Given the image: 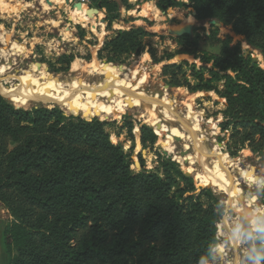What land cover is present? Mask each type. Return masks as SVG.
<instances>
[{"label": "trees", "instance_id": "obj_1", "mask_svg": "<svg viewBox=\"0 0 264 264\" xmlns=\"http://www.w3.org/2000/svg\"><path fill=\"white\" fill-rule=\"evenodd\" d=\"M92 1L106 11L109 26L120 20L122 7L131 8L129 0ZM156 1L163 10L185 7ZM190 1L200 23L216 21L235 35L223 36L216 25L209 36L195 29L176 40L175 52L159 57L146 42L154 35L134 27L106 40L99 58L124 64L148 49L155 64L192 57L200 66L188 60L164 66L167 84L225 100L220 126L232 156L244 147L261 153L264 70L243 43L264 58V0ZM60 61L68 69L75 56ZM158 139L152 128L141 129L144 150H153ZM139 160L137 173L132 157L97 119L66 117L58 108L15 109L0 94V208L9 213L3 232L8 264H206L218 244L219 197L212 189L199 191L178 163L161 154L153 170ZM257 247L264 251V230Z\"/></svg>", "mask_w": 264, "mask_h": 264}, {"label": "rangeland", "instance_id": "obj_2", "mask_svg": "<svg viewBox=\"0 0 264 264\" xmlns=\"http://www.w3.org/2000/svg\"><path fill=\"white\" fill-rule=\"evenodd\" d=\"M176 1L182 2L185 7L163 10L159 7L156 0H129L131 8L127 10L122 7L120 20L113 26H109L105 21L106 11L101 10L100 5L98 6L92 0H90V10L99 12L98 15L94 14L92 17H89L92 19L93 24L74 20L72 13L76 9V6L73 3L71 5L69 0H67V5H58L52 9H46L41 0H4L2 2V9H0V28L2 27L0 31H2L3 36L10 37V45L13 43L24 44L28 52L19 57L13 56L12 58H10V54L3 56L0 53V57L2 56L0 58V73L7 75L1 78L0 85L6 90L4 91L0 88V94L15 109L31 111L35 108H46L50 110L58 108L66 117L86 120L85 118L89 116L88 112L79 110L77 106L68 112L60 106H45L41 102L33 103L32 106L27 108H18L14 103V99L18 98L11 93L17 91L19 82L9 80L8 77L19 76L23 70H28L30 68L29 66L36 64L44 65L47 68L49 74L45 80L46 83L63 85L84 82V85H79V92H85L87 90L98 91L83 102V108L86 110L88 107H93V111L97 115L94 120L97 119L105 123V129L110 135L112 143L124 148L125 154L131 156L134 161L133 169L137 173H140L142 171L139 160L140 156L146 163V169L153 170L157 166L158 154L165 157L162 152L167 153L165 150L166 147L173 145L177 153L183 150L189 152L190 150L186 149L184 142L179 143L174 139L175 130L170 132L168 128L165 129L161 126L155 127L145 124V119H143L144 111L137 105L127 109L124 107L123 101L119 100L120 97L118 99V96H115L109 99L108 95L110 93L108 90L101 91L104 86L102 76L97 81L90 83L85 78L73 75V63L66 69V64L60 60H62L63 56H75V61L81 60L84 63L97 60L101 62L99 66L102 68L108 65H117L116 67L123 66L130 71L135 70V73H137L135 78L139 83L136 81L133 85L148 100H151L153 97L160 98L167 96L173 103V110L176 116L179 119L181 118L182 121L188 122L187 124L189 126V121L185 119L187 112L185 106L191 104L200 113L202 122L196 129L199 133L200 140L203 139V145L209 151L207 166L210 169L213 168V161H219L222 156L229 158L233 163L238 162V169L233 171L235 180L238 183L229 186L226 190L227 192H222L215 188H207L214 191L220 199L219 206H223L222 214L217 213L219 216L218 224L226 219H229L232 224L237 223V220H235L237 218V210L234 206L235 200L248 197L250 200L253 199L255 201L254 206L264 210V187H259L258 185L250 186L248 183L249 177H253V179L264 178V151L255 154L248 147H244L238 150L236 156H232L231 153L233 151L228 148V134L223 133L220 126L224 119L222 112L225 110L226 101L220 99L213 92L191 93L187 88H172L167 84V80L163 76V68L168 64L180 63L183 60H188L190 63H197L198 66H200V63L192 57L182 56L176 57L171 62L155 64L148 53L149 49L139 57L127 59L124 64H105L104 62H107V60H101L99 58V51L103 48L106 40L113 38L119 31H129L134 27L144 28L147 32L154 35V37L147 39L146 42L156 48L159 57H162L166 52L172 53L177 50L176 40L183 36L181 35L182 32L178 33V28L180 27L181 31L183 27H189V34L184 35L190 36L194 35L195 29H198L199 34L209 36L212 25L219 27L223 36L229 35L232 38V35H235L232 27L222 26L216 21L205 24L200 23L196 19V14L193 11V5L190 0ZM82 36H84L83 39H81ZM237 39L244 41L242 38ZM237 39L235 38V40ZM8 47L0 43V52ZM203 48L211 50L206 44ZM243 49L245 52H252L254 63L258 64L264 70V58L263 62L259 59L261 53L253 50L246 43H243ZM11 61L12 63L15 62L14 65L10 63ZM186 71L189 75V68ZM110 80L113 79L110 78ZM118 81L120 85L124 83L122 79H118ZM190 81L192 85H195L197 82L192 77H190ZM7 82L10 83L8 84ZM168 86L169 88H166ZM68 90L73 92L76 89ZM19 99L21 101H27V98L23 95ZM75 112H78L79 116H74ZM100 115H107V120H101ZM117 116H120V118H117ZM173 125L180 129L183 127L181 122H175ZM144 126L152 128L159 135V139L153 150H144L142 146L141 129ZM136 131L139 132L138 138ZM184 132L188 133L187 130ZM216 150H219L220 156L215 152ZM194 154V150H191L190 156L187 155L191 157L189 163H186L187 170L180 162L178 164L186 175L189 174V171H194V177L188 176L193 178L197 189L201 191L207 185L204 183L203 185L195 176L201 171L203 172L204 168L193 159ZM166 155L168 157V154ZM232 193L234 196L231 195ZM236 229H241V232L244 231L242 245L236 249L231 245L232 243L230 241L218 237V244L212 248V256L206 264H246V257L249 254V242H251V248L256 249V240L260 230L255 233L258 228L254 230L250 226L249 219H245L241 228ZM222 255H225L224 258H222ZM7 261L6 257V264Z\"/></svg>", "mask_w": 264, "mask_h": 264}, {"label": "bare ground", "instance_id": "obj_3", "mask_svg": "<svg viewBox=\"0 0 264 264\" xmlns=\"http://www.w3.org/2000/svg\"><path fill=\"white\" fill-rule=\"evenodd\" d=\"M2 2H4V0H0V9H2ZM41 2L43 6L46 7V9H52L58 5L63 6L68 4L67 0H41ZM69 2L71 3L72 1L69 0ZM72 14L74 20L76 21L93 24L92 19L89 17H92L94 15V12L91 11L87 6L82 5L81 7H76ZM182 29L185 30L187 28L183 27ZM1 32L2 31H0L1 45L3 43L4 45L9 46L8 48H4L0 52L3 54V56L10 54V58H12L13 56L19 57L22 54H26V52H28V49L24 44L13 43L10 45V37L3 36ZM259 59L261 62H263V57L261 56V54L259 56ZM12 61L10 63L14 65L15 62L12 63ZM29 67L30 68L28 70H23L19 76L8 77L9 80L19 82V86L16 89L17 91L11 93L13 94V96H16L18 98L14 99V103L18 108H27L32 106L33 103L41 102L45 106H60L65 109L66 112H68L69 110L71 111L75 106H77L79 107V110L88 112L89 116L85 119L91 120L92 118L97 117L96 113L93 111V107H88L86 108V110L85 108H83V102L89 99L90 96L94 95L98 90H96L95 92V90L86 89L87 91L85 92H79V85H84V82H81L80 84L75 82L73 84L63 85L46 83L45 80L48 77L49 73L44 65L33 64ZM72 72L73 75L80 78H85L90 83L97 81L102 76L104 86L101 91L104 92L108 90V92L110 93L108 95L109 99H112L115 96H118V99L120 97L119 100L123 101L124 107H126L127 109H130L131 107L137 105L142 111H144L143 119H145V124H148L149 126H161L165 129L168 128L170 132H173L175 130L176 133L174 139L177 142H184V146H186L187 150H194L195 156L193 157V159L204 168L203 172L201 171L195 177L199 182L207 185L206 187L215 188L223 192L226 191L229 186H232V184L238 183L233 175V171L238 169V162L233 163L229 158L222 156L220 157L219 161H213L214 163L212 169L207 166L209 151L203 145V139L200 140L199 133L196 129V127L201 124L202 119L200 113L195 110L194 106H192L191 104L185 106L187 109L185 119L189 121L191 130L194 132V135H192L184 126L183 127L185 129L183 127H181L182 129H180L173 125V123L181 122L182 120H180L181 118L179 119L178 116H176V114L174 113L173 103L167 96L160 98L153 97L151 100H148L141 91L139 92V90L136 89V86L133 85L137 81V79L135 78V75L137 74L135 73V70L130 71L125 67H116L114 65H109L102 68L99 66V61L97 60L90 63H84L81 60H76L72 64ZM128 72L129 74H127ZM5 76L7 75L0 73V81L1 78ZM110 78L113 80H110ZM118 79H122L124 83L120 85ZM7 83L9 84L10 82ZM137 83L139 82L137 81ZM0 88L4 91L6 90L1 85ZM68 89L76 90L70 92ZM22 95L27 98V101H21L19 99L20 97H22ZM74 116H79L78 112H75ZM99 117L103 121L107 120L108 118L107 115H100ZM117 118H120V116H117ZM185 130H187L188 133L184 132ZM136 134L138 138L139 132L136 131ZM165 150L167 151L166 154H168V157L174 158L177 162H180L181 165H183L187 170L186 163H189V161L191 160V157H189L190 155L181 157L180 153L175 152V147L173 145L166 147ZM215 152L220 156L219 150H216ZM188 175L194 177V171H189ZM248 180L250 186L258 185L259 187H264V178L253 179V177H249ZM231 195L234 196L233 193ZM254 204L255 201L253 199L250 200L248 197H245V199L241 198L240 200H235L234 206L237 210L236 214L238 216L235 220H237V223L232 224L229 219H226L225 221L222 220L218 224V237L230 241L232 243L231 245H233L234 248L238 249L240 245H242V237L244 231L241 232V229L237 230L236 228H241L244 220L249 219L250 226H252L253 229L256 230L257 221L260 219H264V210L261 208H257L256 206H254ZM217 248L216 250H218ZM224 256L225 255H223L222 258H224Z\"/></svg>", "mask_w": 264, "mask_h": 264}, {"label": "water", "instance_id": "obj_4", "mask_svg": "<svg viewBox=\"0 0 264 264\" xmlns=\"http://www.w3.org/2000/svg\"><path fill=\"white\" fill-rule=\"evenodd\" d=\"M71 5H72V2H71ZM75 6L76 7H81L82 5L80 4V3H77V4H75ZM99 7H101V6H99ZM93 12H94V14H96V15H98L99 14V12L98 11H96V10H92ZM181 28V27H180ZM180 28H178V33H181L182 32V34L181 35H184V34H189V27L187 28V29H185V30H180ZM105 64H109L108 62H104ZM115 66H117V65H115ZM120 67H123V66H120ZM166 88H169V86L168 87H166ZM161 96H163V95H161ZM87 121H89V122H91L92 120H94V118H92L91 120H88V119H86ZM181 120V119H180ZM182 123V125L185 127V128H187L188 129V131H189V133L190 134H192V135H194V132L191 130V127L186 123V122H184V121H181ZM156 133V132H155ZM179 143H181V142H179ZM221 147H222V145H221ZM163 153V155L168 159V160H172V161H174V162H177L174 158L172 159V158H170V157H167V155L165 154V152H162ZM191 154V150L189 151V152H186L185 150H183L182 152H180V155H181V157H184V156H186V155H190ZM263 154V153H262ZM177 163H179V162H177ZM204 188H210V187H204ZM222 209H223V206H217V213L218 214H222ZM237 215V214H236ZM238 217V216H237ZM259 230H257V231H255V233H257Z\"/></svg>", "mask_w": 264, "mask_h": 264}, {"label": "clouds", "instance_id": "obj_5", "mask_svg": "<svg viewBox=\"0 0 264 264\" xmlns=\"http://www.w3.org/2000/svg\"><path fill=\"white\" fill-rule=\"evenodd\" d=\"M258 230L264 229V219L257 221ZM201 264H204L202 261ZM246 264H264V251H261L259 247L257 249L251 248V242H249V254L246 257Z\"/></svg>", "mask_w": 264, "mask_h": 264}, {"label": "crops", "instance_id": "obj_6", "mask_svg": "<svg viewBox=\"0 0 264 264\" xmlns=\"http://www.w3.org/2000/svg\"><path fill=\"white\" fill-rule=\"evenodd\" d=\"M8 214L9 213L7 210L0 208V264H6V257L8 260V256L6 255L4 243H3V232H4L5 225L7 223ZM7 264H8V261H7Z\"/></svg>", "mask_w": 264, "mask_h": 264}, {"label": "built area", "instance_id": "obj_7", "mask_svg": "<svg viewBox=\"0 0 264 264\" xmlns=\"http://www.w3.org/2000/svg\"><path fill=\"white\" fill-rule=\"evenodd\" d=\"M73 4L80 3L81 5L89 7L90 0H71Z\"/></svg>", "mask_w": 264, "mask_h": 264}]
</instances>
